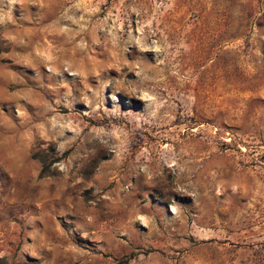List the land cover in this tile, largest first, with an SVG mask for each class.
Instances as JSON below:
<instances>
[{
    "label": "rangeland",
    "instance_id": "1",
    "mask_svg": "<svg viewBox=\"0 0 264 264\" xmlns=\"http://www.w3.org/2000/svg\"><path fill=\"white\" fill-rule=\"evenodd\" d=\"M0 264H264V0H0Z\"/></svg>",
    "mask_w": 264,
    "mask_h": 264
},
{
    "label": "trees",
    "instance_id": "2",
    "mask_svg": "<svg viewBox=\"0 0 264 264\" xmlns=\"http://www.w3.org/2000/svg\"><path fill=\"white\" fill-rule=\"evenodd\" d=\"M34 155L40 163L37 174L38 177H47L56 174L57 170L53 166V163L62 159L65 156V152H63L60 156H56L55 148L53 146H48L40 149L38 152L36 151Z\"/></svg>",
    "mask_w": 264,
    "mask_h": 264
}]
</instances>
